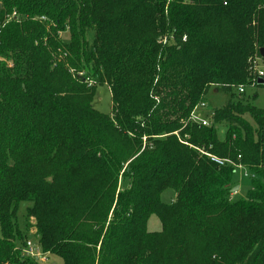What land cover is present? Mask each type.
<instances>
[{"label": "trees", "instance_id": "trees-1", "mask_svg": "<svg viewBox=\"0 0 264 264\" xmlns=\"http://www.w3.org/2000/svg\"><path fill=\"white\" fill-rule=\"evenodd\" d=\"M262 49L264 0H0V264H264Z\"/></svg>", "mask_w": 264, "mask_h": 264}, {"label": "rangeland", "instance_id": "rangeland-1", "mask_svg": "<svg viewBox=\"0 0 264 264\" xmlns=\"http://www.w3.org/2000/svg\"><path fill=\"white\" fill-rule=\"evenodd\" d=\"M61 41L68 43L70 40V35L68 33H64L60 37ZM264 68V67H263ZM86 70V69H85ZM85 76H91L89 71H83ZM246 98L258 109H264V88H250L246 90ZM256 97L253 99V97ZM230 100V96L223 91L211 90L208 96L205 99L206 103V111L209 114H212L215 109L221 108L225 106L228 101ZM94 108L100 113L104 115L110 116L113 111V101L112 95L107 86H100L97 88L96 95L93 102ZM249 120V119H248ZM223 134V133H222ZM245 171H239L236 174V179L239 181L236 190L241 189L240 195L241 197H245L247 192L251 189V183L247 178H244ZM242 186V187H240ZM237 198V196H236ZM240 198V197H239ZM176 199V193L173 190L165 191L161 196V201L164 204L170 205ZM29 206L28 204H22L20 208L19 214V224L22 226L23 217L25 214V210ZM34 223V220H32ZM162 230L161 223L156 216L151 217L150 221L148 222V231L152 233L160 232ZM31 234H35V229L31 230ZM2 237L1 227H0V238ZM28 241H31L33 244H36L35 238L30 237ZM46 258V257H45ZM46 261H39V264H64L60 258L47 256L45 259Z\"/></svg>", "mask_w": 264, "mask_h": 264}, {"label": "built area", "instance_id": "built-area-1", "mask_svg": "<svg viewBox=\"0 0 264 264\" xmlns=\"http://www.w3.org/2000/svg\"><path fill=\"white\" fill-rule=\"evenodd\" d=\"M264 59L262 57L260 58H256L254 63H253V71L255 74V83H258L260 79H264ZM82 76H84V74H82ZM87 83L92 86L93 85V81L91 79H86ZM238 92L240 94H245L246 93V89L244 87H240ZM214 114H209L206 111V103L202 102L200 103L192 112L191 117H190V121L193 124H197L200 126H209L213 120ZM212 161L215 162L216 164L223 166L225 165V163H228L227 161H220L216 158H212ZM236 168L239 171H245L246 173L244 174V178H249L252 175L242 166H236ZM241 187V186H240ZM240 192L241 189L239 190H235L232 193V197H240ZM24 254L34 260L37 261H43L45 262L46 258L48 255H45L44 253H42L41 249L39 248V246L37 244H33L31 241H28L24 250ZM46 257V258H45Z\"/></svg>", "mask_w": 264, "mask_h": 264}, {"label": "water", "instance_id": "water-1", "mask_svg": "<svg viewBox=\"0 0 264 264\" xmlns=\"http://www.w3.org/2000/svg\"><path fill=\"white\" fill-rule=\"evenodd\" d=\"M260 54H261V57L264 59V49L261 50ZM258 85L264 86V79H260L258 82Z\"/></svg>", "mask_w": 264, "mask_h": 264}, {"label": "crops", "instance_id": "crops-1", "mask_svg": "<svg viewBox=\"0 0 264 264\" xmlns=\"http://www.w3.org/2000/svg\"><path fill=\"white\" fill-rule=\"evenodd\" d=\"M217 92V91H216ZM238 185H239V183H238ZM242 187V186H241Z\"/></svg>", "mask_w": 264, "mask_h": 264}]
</instances>
